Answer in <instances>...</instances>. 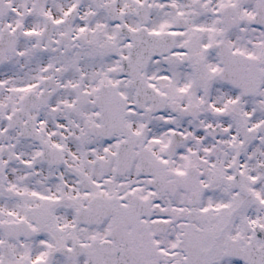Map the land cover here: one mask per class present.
Returning a JSON list of instances; mask_svg holds the SVG:
<instances>
[{
	"label": "snow or ice",
	"instance_id": "obj_1",
	"mask_svg": "<svg viewBox=\"0 0 264 264\" xmlns=\"http://www.w3.org/2000/svg\"><path fill=\"white\" fill-rule=\"evenodd\" d=\"M0 264H264V0H0Z\"/></svg>",
	"mask_w": 264,
	"mask_h": 264
}]
</instances>
